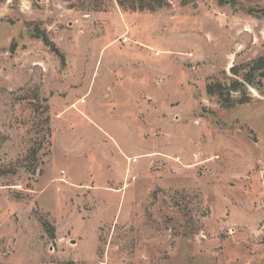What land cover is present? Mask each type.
Wrapping results in <instances>:
<instances>
[{"label":"rangeland","instance_id":"obj_1","mask_svg":"<svg viewBox=\"0 0 264 264\" xmlns=\"http://www.w3.org/2000/svg\"><path fill=\"white\" fill-rule=\"evenodd\" d=\"M136 1L0 0V264H264V0Z\"/></svg>","mask_w":264,"mask_h":264},{"label":"trees","instance_id":"obj_2","mask_svg":"<svg viewBox=\"0 0 264 264\" xmlns=\"http://www.w3.org/2000/svg\"><path fill=\"white\" fill-rule=\"evenodd\" d=\"M118 1L120 2V4L122 6H124L126 4V2H127V0H118ZM133 2H135V1H132V5H134ZM137 3H139V8L142 11L148 10V11H153L154 12L158 8H162L163 6H165V1L164 0H138V1H136V4ZM38 37L41 38L47 46L51 47V49H52V51L54 53H56L57 55L61 56L60 53H59V50L57 49V47L49 41L48 37L45 34L42 33ZM259 61L261 63H264V57L261 58ZM238 86L239 85H238L237 82L233 83V89L236 90ZM215 87H217V85L209 86V88H208L209 92L210 93H215V91H214ZM228 105L230 106L231 104H228Z\"/></svg>","mask_w":264,"mask_h":264}]
</instances>
